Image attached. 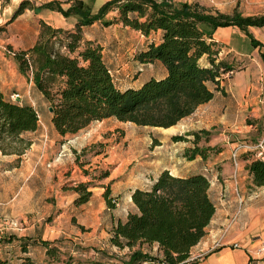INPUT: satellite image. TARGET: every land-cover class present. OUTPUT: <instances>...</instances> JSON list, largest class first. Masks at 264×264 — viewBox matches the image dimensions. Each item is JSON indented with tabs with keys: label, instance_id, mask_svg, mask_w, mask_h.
Here are the masks:
<instances>
[{
	"label": "trees",
	"instance_id": "obj_1",
	"mask_svg": "<svg viewBox=\"0 0 264 264\" xmlns=\"http://www.w3.org/2000/svg\"><path fill=\"white\" fill-rule=\"evenodd\" d=\"M48 1L44 5L62 14H75L70 27L53 26L41 18L32 43L24 48H11V57L17 71L27 75L41 94L49 110V120L58 135H74L88 123L113 117L138 125L166 127L189 114L197 104L212 96L209 82L217 85L231 64L218 57L220 44L212 38L216 26L235 25L244 29L254 46L258 42L246 29L249 25H264V7L259 13L242 14L235 7L230 12L203 9L196 2L170 3L166 0H107L95 12L81 0L76 6L62 8ZM25 8H32L29 0H19L9 20ZM114 15L102 20L104 25L119 22L148 36L157 33L137 50L135 60L147 63L157 60L164 69L163 75L148 76L131 86L119 87L103 59L102 46L94 39L84 37L82 27L99 19L107 11ZM141 69V67H138ZM38 125V112L30 103L17 102L0 90V151L21 153L30 144L25 132ZM264 122H258V131ZM262 131V130H261ZM209 130L190 132L196 142L199 134L207 139ZM172 135V140L181 139ZM98 148L91 153L104 152L101 142L92 144ZM216 146L193 144L184 150L186 157ZM74 151V150H72ZM80 154H84V147ZM73 160L88 175L85 180L76 179L62 184V189L74 192V205L86 202L91 196L90 187L101 186V196L108 208L115 205V195L110 192V182H100L109 171L101 170L90 175L83 168L89 160ZM246 164L251 183L264 185V149ZM208 179L201 172L173 175L161 169L147 188L133 187L130 200L135 210L128 211L124 219L115 218L108 228V242L116 248H127L120 264H178L187 257L188 250L204 233L214 210L207 193ZM18 264H32L26 254L31 242L18 240ZM30 243V244H28ZM46 254L54 250L42 240ZM146 245V247H142ZM152 247L154 252H151Z\"/></svg>",
	"mask_w": 264,
	"mask_h": 264
},
{
	"label": "rangeland",
	"instance_id": "obj_2",
	"mask_svg": "<svg viewBox=\"0 0 264 264\" xmlns=\"http://www.w3.org/2000/svg\"><path fill=\"white\" fill-rule=\"evenodd\" d=\"M18 1L0 0V85L3 87L10 84L17 86L20 98L27 96L35 102L38 125L35 130L24 133V136L30 139V144L21 153H2L0 151V248H5L6 251H9L8 248L11 249L10 253L14 256L16 254L14 257L16 259L19 258L17 255L19 252L18 240L31 242L30 249L35 255L32 264H120L127 248L119 249L108 242L106 226L109 225V215L98 193L99 189L91 188L92 192H95V197L85 210L76 211L74 215L68 217V212H62L56 216L58 207L63 208L68 198L59 196L50 187H57L59 178H63L62 167L67 170L69 160L74 156V152L80 154L81 148L84 147L85 153L80 154L79 158L88 159L89 162L84 163L83 168L91 176L99 174L103 169L110 171L109 177L116 176L111 180L114 181L112 187L117 186L121 194L123 193L117 210H124L130 206V200L124 195L127 184H133L131 181L136 180L133 178L139 175L138 168L152 156L151 150L157 149L160 150V153H167L171 146L172 135L168 136L161 127L138 125L130 121L107 117L91 121L70 141H66L67 138H70L69 136L58 139L44 105L36 102L35 95L27 87L29 77L16 70L8 46L16 48L22 45L24 33L21 29L27 27L28 32L32 33L35 18L42 12L45 20L53 25L58 23L62 27L72 26L77 15L71 13L64 15L44 4L54 1L53 5L58 3L62 8H67L70 4L76 6L77 0H29L32 8H25L9 20ZM81 1L88 5L90 11L95 12L107 0ZM166 1L170 3L196 2L210 12H230L235 7L242 14L259 13L264 7V0ZM113 15L114 10L107 11L99 19H94L87 24L88 26L82 27V30L99 40L104 59L111 60L110 71L114 82L119 86H124L127 83L135 85L138 82L136 77L139 72L142 73V75L139 74V77L147 76L149 73L158 75L160 73L159 64L143 65L139 64V61H135L134 58L137 50L143 48L149 39L155 40L157 34L151 33L146 36L119 22L107 25L102 23V20L110 19ZM253 30L254 36L258 38H255L258 43L254 45L256 47V51L252 54L254 61L250 62L253 67L260 65L259 75L264 88V25L258 28L254 27ZM25 32L27 33L26 29ZM246 40L247 43L243 42L242 46L251 49L253 45L249 37ZM243 60L244 63L248 61L247 58ZM241 63L242 59H236L232 69H238ZM233 70L228 77L232 75ZM126 71L129 73L124 75L122 72ZM208 86H211V82L208 83ZM23 91H25L24 94H22ZM262 101L264 102V92ZM262 104L264 105V103ZM260 120H262L260 117L254 119L252 116L246 115L245 121L252 123L253 130L249 131L250 133L248 132L247 135L246 133L233 132V135L227 136V140H232L233 145L243 140L255 141L260 133L258 131ZM218 131L226 133V130L221 126H215L214 129L209 130L213 133ZM158 138L161 139V142L158 141ZM95 142L102 143L106 155L102 152L95 156L91 154L94 149L98 148L92 145ZM158 143L159 146H154ZM54 145L59 148L58 151L53 152ZM212 146L220 147L215 144ZM77 168L79 170L76 169L74 173L83 176L82 167L77 166ZM87 177L88 175L84 179ZM109 177L103 178L100 182H106ZM125 179H128L126 183H124ZM42 236L43 238H41ZM42 240L54 248L50 254H41L42 251L39 247ZM142 247H146V245H142ZM151 252H154L153 247ZM14 262L15 260L10 264H15Z\"/></svg>",
	"mask_w": 264,
	"mask_h": 264
},
{
	"label": "crops",
	"instance_id": "obj_3",
	"mask_svg": "<svg viewBox=\"0 0 264 264\" xmlns=\"http://www.w3.org/2000/svg\"><path fill=\"white\" fill-rule=\"evenodd\" d=\"M39 18L51 24L49 21L45 20L43 12L37 14L34 21V28L31 30L32 33L30 32V34L28 32L27 27L22 28L24 43L16 48H24L32 43L37 32V22ZM53 26L62 25L56 23ZM254 27L258 28L259 26L249 25L246 30L252 34L254 38L258 39L253 34ZM82 33L86 38H95L88 35L83 30ZM152 33L157 34L158 31ZM248 37L244 29L235 25H223L214 28L212 31V38L220 44L218 57L226 59L231 64V69L236 59H242L241 65L238 69H232L234 72L230 77L222 76L218 80L217 85L211 82V86L209 87L212 89V96L208 100L197 104L189 114L182 116L169 126H155L164 129L168 136L177 134L183 137L181 139L172 140L170 149L167 153H160V150L157 149L151 150L152 156L144 162L143 166L138 168L139 171H137V173L139 175L133 178L136 179L131 181L133 184H127L124 192V195L130 200L129 193L131 188H147L154 180L157 173L164 168L167 169L169 173L179 176L193 172L205 174L208 179L207 193L213 202L214 210L208 223L204 227V233L190 246L187 257L178 264H264V252H255V247L258 245L259 241L264 239V185H253L251 183L250 173L246 168L247 162L255 156L252 144L258 139L262 128L255 141L243 140L247 142L250 147L239 150L235 163H233L230 158V149L233 145V141L227 140L228 135H233L234 133H246L247 135L249 131L253 130L252 123L250 121H245L246 115L252 116L254 119L260 117L264 122V105L262 104L264 103L262 101L264 88L259 75L260 65L253 67L250 62L254 61L252 54L256 51V47L251 46V49H248V47L242 46L243 42L247 43L246 39ZM94 40L99 42L98 39ZM102 55L104 59L103 50ZM244 58L248 59L245 63L243 62ZM104 61L110 69L111 60L104 59ZM151 63L159 64L160 73H158V76L163 75L164 69L157 60L147 63L139 62V64L143 65ZM122 73L127 75L129 72L126 71ZM140 73L141 72H139V74ZM139 74L138 77H136V80H138L137 84L150 75L157 76L153 73H149L147 76L139 77ZM28 81L27 87L30 92L35 95L36 102L44 105L49 118L50 115L46 102L42 99L41 94L36 90L30 78ZM125 86H131V84L127 83L119 87L123 88ZM0 90L7 97L17 94L15 97H11L14 101L19 103L26 102L34 106L35 102L27 96L20 98L21 96L18 93L20 91L17 86H12L10 84L3 87L0 85ZM24 93L25 91L22 92V94ZM215 126H221L222 129L226 130V133H222L221 131L216 133L210 132L207 139L203 138L202 134H199L196 142L193 141L192 134H190L191 131L199 129L211 131ZM85 127L80 131L84 130ZM55 134L57 135L56 132ZM76 136L77 134L69 135L70 138H67L66 141H70ZM158 141L161 142V139L158 138ZM193 144L199 146H212L215 144L220 147L215 151L207 150L204 155L196 153L188 158L184 155V150L187 147H192ZM159 145L158 143V145L156 144L154 146ZM53 149V152L59 150L55 145ZM69 161L70 163L66 168L67 170L62 167L64 174L62 175L63 178H59L57 187H50V189L52 188L59 196L68 198L63 208L58 207L59 209L56 211V216L62 212H68L67 214L69 217L74 215L76 211L82 212L85 210L93 197H95V192H92L91 188L99 189L98 193L104 203L103 197L101 196L102 187L98 185L90 187L91 196L86 202L80 205H74L72 203V198L75 193L69 192L67 189H62L61 186L63 183L68 184L69 181L73 182L76 179L85 180L84 177L86 175L83 174L82 176L74 173L76 169L77 171L79 170L77 168L79 165L74 162L73 156ZM109 175L110 171L106 177H109ZM115 177L116 176L109 177L108 180H112ZM127 181L128 179H125L124 183ZM113 182L114 181L110 182V192L112 195H115V205L112 208H108L104 203V208L109 215V225L106 226L107 237L108 228L115 218L124 219L128 211L135 210V206L131 200L130 206H127L124 210H117L123 193L121 194L117 186L112 187ZM41 238H43V236ZM233 242H235L236 245H233ZM39 249L42 251L41 254L44 255V247L40 245ZM6 250L5 248H0V264H10L14 260V263L18 264L20 258L15 259L14 257L16 254L15 256L12 255L10 253L11 249L8 248L9 251ZM21 254H24V252L19 251L17 254L18 257ZM26 254L34 261L35 255L30 247H28Z\"/></svg>",
	"mask_w": 264,
	"mask_h": 264
},
{
	"label": "built area",
	"instance_id": "obj_4",
	"mask_svg": "<svg viewBox=\"0 0 264 264\" xmlns=\"http://www.w3.org/2000/svg\"><path fill=\"white\" fill-rule=\"evenodd\" d=\"M231 72H232V70L228 69L225 71L224 74L226 76H228L231 74ZM15 95H17V94H13V96L11 95V97H15ZM249 147H250V145L244 141L239 142L237 144H234L230 149V158H231L232 162L235 163V160L239 154V150H241L243 148H249ZM252 148L255 151V155L263 157L262 150L264 149V127H263L258 139L252 144ZM233 245H236V243L233 242ZM255 252H257V253L264 252V239H261L259 241L258 245L255 247Z\"/></svg>",
	"mask_w": 264,
	"mask_h": 264
},
{
	"label": "water",
	"instance_id": "obj_5",
	"mask_svg": "<svg viewBox=\"0 0 264 264\" xmlns=\"http://www.w3.org/2000/svg\"><path fill=\"white\" fill-rule=\"evenodd\" d=\"M48 110H51V107L50 106H48Z\"/></svg>",
	"mask_w": 264,
	"mask_h": 264
}]
</instances>
